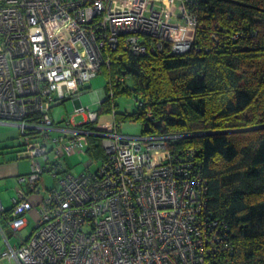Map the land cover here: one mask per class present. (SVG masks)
<instances>
[{
    "label": "built area",
    "instance_id": "built-area-1",
    "mask_svg": "<svg viewBox=\"0 0 264 264\" xmlns=\"http://www.w3.org/2000/svg\"><path fill=\"white\" fill-rule=\"evenodd\" d=\"M196 24L186 0H0V124L18 129L16 158L30 161L29 172L17 176L5 219L12 233L26 226L34 208L28 194L39 193L31 233L7 245L0 258L15 264L227 263L225 228L206 213L207 187L192 150L169 148L182 135L126 137L114 115L98 124L99 112L90 108L76 113L79 122L51 114L109 66L106 50L121 45L142 55L150 38V51L169 43L172 53L182 54ZM90 137L100 139L104 152L95 172L64 173L66 158L85 154ZM46 173L61 176L57 187L40 193Z\"/></svg>",
    "mask_w": 264,
    "mask_h": 264
},
{
    "label": "trees",
    "instance_id": "trees-1",
    "mask_svg": "<svg viewBox=\"0 0 264 264\" xmlns=\"http://www.w3.org/2000/svg\"><path fill=\"white\" fill-rule=\"evenodd\" d=\"M186 1L197 18L188 51L174 54L169 43L150 51V38L142 55L105 51L98 115H114L118 128L138 121L141 136L182 135L168 145L195 156L206 213L225 228L222 263L264 264V0ZM122 95L136 112L117 113ZM87 150L104 158L99 138Z\"/></svg>",
    "mask_w": 264,
    "mask_h": 264
},
{
    "label": "rangeland",
    "instance_id": "rangeland-1",
    "mask_svg": "<svg viewBox=\"0 0 264 264\" xmlns=\"http://www.w3.org/2000/svg\"><path fill=\"white\" fill-rule=\"evenodd\" d=\"M120 7H123V2H120ZM106 83V75L103 72L99 73L95 78H93L89 83H87L81 92L71 97L70 99L66 100L62 105L56 106L52 109L51 114L54 120L58 121L60 116H66L67 118H70L74 116V119L76 122H79L83 119V117L80 114H76L79 112V110L84 108H90L92 111H96L99 107V94L103 97V90ZM128 85L130 87V83L128 82ZM116 104V111L118 114H132L136 112V106L134 99L131 95H122L115 100ZM112 117L111 115H101L99 116L98 124L105 123L111 121ZM12 132L15 135L19 134V131L15 127H9V126H0V133L1 132ZM119 133L120 135L126 136V137H138L141 135V124L137 122H123L119 127ZM21 138L17 136L15 139L11 140L12 147L8 150V158H10V161H19L22 163V171L27 170L30 161L27 159H21L18 160L16 158L17 152L21 149V146L18 145L20 143ZM18 145V146H17ZM67 159V167L65 168L64 173H71L73 175H80L82 173H93L95 172L96 168L99 166L100 162L103 158H95L91 156L87 150L85 154L81 155H73L66 158ZM91 162V165L89 166V169L87 170L85 168V165L87 163ZM61 175H59L60 177ZM59 177H56L53 179V177L46 173L42 176L40 188L41 193L43 192L42 189H50L52 187L58 186V179ZM44 189V190H45ZM11 205V203H10ZM27 221L29 222L28 227L21 233L23 237H28L29 234L32 231V228L34 226V219L31 215L26 216ZM4 221L3 224L4 225ZM6 227V225H5ZM18 233H16L14 236H11L10 241L13 242V238H17Z\"/></svg>",
    "mask_w": 264,
    "mask_h": 264
},
{
    "label": "crops",
    "instance_id": "crops-1",
    "mask_svg": "<svg viewBox=\"0 0 264 264\" xmlns=\"http://www.w3.org/2000/svg\"><path fill=\"white\" fill-rule=\"evenodd\" d=\"M102 97L101 94H99V98L97 100H100ZM0 126H9L14 127L10 124H0ZM16 128V127H15ZM19 137V134L15 135L12 132H1L0 133V251L5 250L7 245L10 246H16L18 243L27 237H23L21 233L28 227L29 222L26 218V226L23 227L19 232L17 238H13V242L11 243L10 238L11 236H14L15 234L12 233L6 222L5 219L7 215H9V211L12 208V198L16 194V188L18 186L17 183V176L19 175H25L29 172L30 166H28L27 170L22 171V163L19 161H10V158H8V150L12 147L11 140L15 139V137ZM20 146V143H18ZM17 145V146H18ZM30 165V163H29ZM38 189L41 193L40 185H38ZM45 189V188H44ZM42 189V190H44ZM28 200L34 205L33 210L30 211V213H27L26 216L31 215L34 219L37 217V211L39 210L38 202H39V193H32L28 194ZM11 203V205H10ZM3 221L5 222L4 225ZM6 225V227H5ZM35 225V223H34ZM34 227V226H33ZM33 229V228H32ZM0 264H15L13 261H9L7 258H0Z\"/></svg>",
    "mask_w": 264,
    "mask_h": 264
},
{
    "label": "water",
    "instance_id": "water-1",
    "mask_svg": "<svg viewBox=\"0 0 264 264\" xmlns=\"http://www.w3.org/2000/svg\"><path fill=\"white\" fill-rule=\"evenodd\" d=\"M102 101V100H101ZM100 103V102H99Z\"/></svg>",
    "mask_w": 264,
    "mask_h": 264
}]
</instances>
